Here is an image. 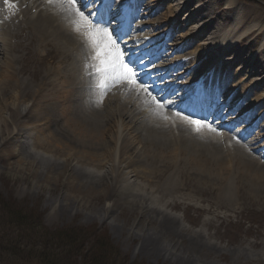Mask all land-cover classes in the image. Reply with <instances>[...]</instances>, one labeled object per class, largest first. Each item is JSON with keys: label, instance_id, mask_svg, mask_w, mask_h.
Here are the masks:
<instances>
[{"label": "rangeland", "instance_id": "374dc122", "mask_svg": "<svg viewBox=\"0 0 264 264\" xmlns=\"http://www.w3.org/2000/svg\"><path fill=\"white\" fill-rule=\"evenodd\" d=\"M236 1L238 2V0ZM243 8H256L260 16L264 17V0H248ZM182 12L186 13L187 10ZM263 22L264 20L261 23ZM27 52L30 63L27 69L23 68L19 72L18 78L20 83H25V89L31 94L37 83L34 80V69L43 70L44 67L36 64L34 59L29 56L30 51L27 50ZM249 53L251 54V51ZM225 64H228L227 61ZM239 67V64H235L232 68ZM12 88L14 87L12 86ZM8 89L11 88L8 87ZM2 94L4 95V93ZM28 103L29 99L26 98L19 111L25 112ZM45 104L49 105L47 112L50 113L54 108L53 104H49L48 101ZM8 116L9 113H5L6 119ZM8 121H14V119H8ZM32 121L33 119L29 118L27 123ZM51 131L56 134L55 130ZM35 132L36 130L26 131V134L20 139V146L16 148L13 155L1 147L3 139L0 135V196L5 203V210L15 209L14 213L19 215L28 214V218L25 220L28 219L35 225L34 228H31L32 225L27 224L24 226V230L23 227L18 226L20 228H15L14 234L6 226L3 230L5 224L0 220V264H45L42 259L50 260L51 264H62L59 260H55L56 256L66 262L63 264H92L93 260L87 262L85 256L88 255L90 258L91 254L95 253H91L92 244L102 233L97 231H107L111 244L116 248V250H111L112 255L109 256L111 259L108 258V264H123L125 257H127L125 264H235L230 262L229 252L231 247L238 243L243 248L252 244L255 246V249H252L253 247L248 249H252L253 252L248 253L249 264H264V261L261 260H264V206L260 207L263 210L260 216L263 226L261 232L257 230L260 228L258 224L254 229L256 232H247L245 236L238 228L233 231L234 225L225 229L221 227L220 230L198 227L204 231L205 235L207 234L209 237L207 242L211 244L205 242L204 244L208 246L202 244L192 248L193 246L189 243L192 240V235L185 233L188 230L193 231L199 221L192 220L191 216L187 214L183 221H179L180 227L185 228L179 232L177 228L168 225L167 219L162 218L164 215H175L168 213V209L164 207L159 208L160 212L154 213L153 206L156 207V205L152 204L153 200L149 198L148 194L140 193V196L144 197V201L137 202L138 207L133 209L120 207L112 212H107L104 209L106 198L101 197L100 194L95 199H87L86 196L79 193L72 196V188L67 183L68 176L71 174L83 178L92 169L90 166H82L79 170H74V167H70L72 163L63 164L57 160L59 156L57 149H55L56 153H53L55 152L54 148L49 149L48 152L33 145L32 141L30 142L26 138ZM44 132V141L55 144V135ZM147 146L149 149L151 148L149 145ZM153 150L155 152V148L151 149V152ZM52 154L57 155L56 160L53 159ZM149 161L150 159H148ZM162 175L163 173H161ZM86 177L88 180L92 179L90 175ZM85 191L86 189H83L84 195ZM94 191L92 196H95L96 188ZM173 192L170 189L166 193V197L163 193L162 200L168 199L170 195L173 196ZM204 193L209 194L207 191ZM211 196L207 200L216 205L220 195L216 192L214 196ZM146 197L149 200H145ZM223 202L225 203L221 197V203ZM3 216L6 215L0 212V218ZM12 220L16 221V217ZM94 224L98 225V229H95V233H91L89 227ZM1 230L9 232V235L2 234ZM23 232L26 233L23 234ZM71 239L80 241L79 249L73 259L65 258V252H69L65 243ZM186 239L188 241L185 243ZM255 252H259V254ZM104 254L106 255V252ZM240 260L242 263L239 264H245V258H240Z\"/></svg>", "mask_w": 264, "mask_h": 264}, {"label": "bare ground", "instance_id": "6f19581e", "mask_svg": "<svg viewBox=\"0 0 264 264\" xmlns=\"http://www.w3.org/2000/svg\"><path fill=\"white\" fill-rule=\"evenodd\" d=\"M29 1L28 3V9L29 11L31 9H36L34 6L38 7L40 5H42L44 3V0H26ZM182 1V0H180ZM204 1V5L199 6L197 8V17H201L203 16V20H211L212 23H217L219 25V27L221 29L218 30L217 33H214L213 36H211V34L209 35V39L206 38L205 34H203V32L200 33H195L190 39H186L185 41H181L183 38H185V36H181L180 40H178V38H174L172 36H170L169 38H167V40H172L174 43L172 44V46H177V47H183L186 48L189 45L194 44L195 46L198 47L199 44H197L199 41H203V42H208L209 44H211L212 42L218 41L219 39V35L223 32L230 34L229 38L231 36H234V38L239 40V44L238 46H231V41L227 42L224 45V49H220L221 52L224 53H236L238 55L237 57V61L241 62V64L248 69L249 71H251V73L255 74L256 76L259 75L260 69H262V63L264 61V46L262 47V49L260 50L258 56L259 58L257 60L253 59L251 56H249L248 58H244L243 57V53H240V51L237 49L239 46H241L246 39L250 38L251 35L249 36V34L247 33V31L244 30V28H251L249 22H256V21H262L264 17L260 16V14L258 13V9L256 8H249V9H243L242 10V16L239 17V19L237 20H229L228 22H226L225 24H223L221 21V17H215V10H210L209 11V6H211V3L215 4L217 7V11L219 13V15H222V13H227L228 16L231 14V11L235 9L236 5L233 3L229 4L223 8V11L218 9V5H217V1L218 0H192L191 3H188L185 7H192V4L198 3ZM46 2V0H45ZM167 4L166 6L168 5ZM33 5V7H31ZM222 5V4H220ZM162 6V5H161ZM40 7H38L37 9H39ZM215 8V7H214ZM237 8V7H236ZM213 9V8H212ZM168 12L170 15H173L175 11L172 10L171 7H168ZM36 16H29L28 15V22H31V25L33 24V22H39L38 25H36V32L38 34V36L40 37V39L42 40V44L43 46H47L48 42H54L57 44V48L59 50H61L59 53H57L56 51H54L53 49H51V55H53V57H57L60 56L62 53H64L65 56L70 55L72 63L70 64V69L66 70L65 74L69 75L71 77L74 78V76L76 75V71H75V67H77V63L75 62L74 58H72L71 55L75 54L79 57V59L82 57V55L84 53H87L88 50L90 49L85 43H80L81 40V36L77 35L71 27V24L69 25V27L71 28L70 32H69V37L66 39L65 36V32H59L60 29L64 28V23L61 21V19H64L65 16L67 17L68 21H71V18H69L67 15L63 14L62 16L58 17L57 15L54 17V20L52 22V26L50 21H48L49 17L45 16L46 13H44V11H37ZM27 16V14H26ZM43 20V21H42ZM192 21V18L189 20V22ZM217 24H213L212 26H210V29L207 31L210 32L212 29L211 28H216ZM252 24V23H251ZM257 28V27H256ZM184 30L186 32H191L194 31L195 29H192V27H188L185 26ZM205 33H206V28H205ZM53 37L59 41H62L61 44H58L57 42H55L53 40ZM178 40L177 43H175ZM187 43V44H186ZM68 45V46H67ZM49 46H50V42H49ZM9 47V43H5L3 41H0V55L1 58L5 59V61H1L0 60V135L2 136L3 142L1 144V147H3L4 150H7L8 152L12 153L15 151V149L17 147L20 146L19 143V138L22 137L23 132L26 130L27 128V121L29 120V117L26 116V114L22 115L19 112V106H20V99L24 96V92L22 90V85H16L14 78L16 77V75L14 74V72L12 71L9 62L6 63V61L9 59V53H7V48ZM202 47L204 49H211V47L207 44H202ZM197 52V51H195ZM195 52H191L190 55L195 56ZM212 50L210 51H206L203 52L201 54H199L198 56L196 55L194 58L192 59H186V64L187 63H195L197 66V63L199 62V60L201 59H206L208 58V56L210 54H212ZM91 54L92 56V52L91 50H89L88 54ZM75 66V67H74ZM183 66V65H182ZM180 67V66H178ZM263 73V71H262ZM261 74V73H260ZM231 77V75H230ZM211 80V79H210ZM234 81V80H233ZM231 80V82H233ZM47 85H51L50 82H47ZM12 86L14 87L13 90ZM237 85H233L230 89L227 91V96L228 95H235V93H241V91H237V89H235ZM262 86L263 88L259 91V95H263L264 94V78H262ZM8 87H10L11 89H8ZM160 89V88H158ZM39 86H37L36 88V93L33 95V101L35 102L32 105L33 108V114L32 117H36V120L39 121L41 119V114H40V109L41 106L39 107L38 104H36V102L41 101V96L39 95ZM81 91H84L82 89V87H80L79 89L75 88L74 93H80ZM224 91V89L222 90ZM255 89H249L247 94H251L254 93ZM4 93V95L2 94ZM39 95V97H38ZM34 97H36L37 99H35ZM233 98V97H232ZM254 101L252 102V104L248 107H246L244 109L245 111V116L250 118H253L254 114L256 113V111L263 108L262 106V102L259 104H255L258 103L260 101H258V99L255 100H251ZM238 104L237 99L235 101H233L232 106H236ZM126 106H130L129 103L125 102ZM82 113L80 115H75V116H70L69 114H64L63 117L61 116L60 119L61 123L57 124V130L59 132H62L61 127H59L64 121L66 122V124L68 125H74L76 126V128H74L73 130L69 131L67 136V139H63L61 138V140H57L56 141V145L50 148H54V151L56 153V150L58 151V158H62L63 162H71V161H75L72 163H78L80 164V167L82 168V166H90L93 170H95L94 168H98L95 166V163H103L104 159L101 156V154L99 153V148L98 145L94 143L93 139L97 137L98 135V126H97V113L95 112V106L92 103L91 105H89V102H86L85 104L82 105ZM5 113H9L8 119H14V121H8V119H6L4 117ZM4 114V115H3ZM261 113H259L257 115V117L260 115ZM264 115H261L258 118V121H256L260 127L261 130L260 132H262V135H259L260 138H264V120L263 119ZM256 117V119H257ZM26 119V121H24ZM23 120V123H22ZM132 120V117L131 119ZM139 118H136V121H138ZM135 121V122H136ZM135 122H131V123H135ZM14 124V125H13ZM220 125V123H217ZM186 128L190 127V125L185 124ZM9 127V129H8ZM13 127H15V129H13ZM47 127V126H46ZM140 127H144V124H142ZM11 130H15V134H11L10 131ZM135 131H138V129H136ZM188 131V128H187ZM185 132V131H184ZM196 134V133H194ZM193 134V135H194ZM132 135V131H129L126 133V135L124 136L125 138V142L122 144V149H124L123 154H125L127 151H129L130 147L135 146L139 143H141V140L139 138H136L131 136ZM192 134L188 135L186 132L183 135V138L181 140V147H182V153L184 154V162L186 163H196L195 168L197 170H203V166L207 163H210L212 160L213 163H217L215 161L218 160L217 156H215L214 154H210L211 151L207 152V150L205 149V145L203 142H201L199 139H196ZM77 136V137H76ZM76 139V142L69 144V145H65V141L66 140H71V139ZM16 140V141H14ZM64 141V142H63ZM133 148V147H132ZM143 148V146H142ZM145 148H149L147 145L144 146V148L141 150L140 153H138L137 155H134L130 158V163H127L128 167L123 166V168H121L122 162H123V158L120 161H115L112 160V153L109 154V161L104 162V163H112V165L114 163H121V164H117L120 165L118 166V169H114V173L112 174H108V178L107 180H102V181H98V178L95 177L92 173H90V177L92 176V179L88 180V177H79L76 175H69L68 179H67V183L68 185L72 188L71 190V194L72 196H74L73 194H81L82 196H86L87 199H95L97 198L98 194L100 193L103 197L106 198V201L108 202V206L106 207V211L107 212H112L113 210H116L120 207L123 208H135L136 206L138 207L137 202H143L144 201V197L140 196V192L144 191L147 192L149 195V198L151 200H153V196L155 193H160L161 198H163V193L166 189H168L169 187L166 186L165 184H158L155 185L153 183L154 180L158 179L159 173L155 172L153 169H149L147 166L143 165L142 162H144V160L146 159L147 153H145ZM230 150V148L228 147V151ZM181 152V149H179V151H176L177 155L179 156ZM207 152V154H206ZM204 153V154H203ZM217 154V153H216ZM218 155V154H217ZM101 157V158H100ZM121 158V156H120ZM211 160V161H210ZM22 161H24L22 159ZM234 161L235 164L237 165L236 168L238 167V174L235 176V178L238 181H234V184L236 185L237 188V193L239 194L238 197L240 200H242L243 198V192L245 191V193L247 194L248 190L253 189L254 192H256L257 194H259L261 197H264V163L259 164L257 161H255L253 158L249 157L248 155L245 154V151L243 150V148L238 147V150H236V153L234 155ZM23 163V162H22ZM199 163H203L199 164ZM133 165V166H132ZM94 167V168H93ZM129 168H132L131 172H125V170H128ZM207 172L210 174V169L205 166ZM43 173V172H42ZM94 173V172H93ZM133 174L134 178L139 179L141 181L137 182V181H131V184H129L128 186V181L126 179V176L129 174ZM205 173V172H202ZM193 176H198L201 178V175L199 173H192ZM106 177H104L105 179ZM131 185V186H130ZM230 185L231 183H227L225 185V190L226 191H230ZM185 186H189L190 188L193 189V186H190V183L187 182L185 184ZM96 188V194L95 196H92L94 194V189ZM190 188L185 189V196H178L177 199L178 200H182V198H185L186 200L189 201V203L193 202V198H192V191L190 192ZM83 189H86V194L84 195ZM80 196V195H77ZM85 198V197H84ZM83 198V200H84ZM134 198V200L132 201V199ZM145 200H149L147 197L145 198ZM165 200V199H164ZM164 200H161L160 202H155L153 200L152 204H155V206H153L154 209V213H158V210L160 206H167L168 202H164ZM150 202V201H149ZM111 203V204H110ZM162 203H164V205H161ZM169 206V205H168ZM147 207V206H146ZM160 212V211H159ZM167 223L170 227H175L177 228V230H183L185 229L183 226L180 227V222L177 218L175 217H167ZM203 225H209L208 221H205L203 223ZM185 231V230H184ZM178 232V233H179ZM185 234H189L192 235V240L190 243L191 246H193L192 248H196L199 245L204 244L205 242H207L209 240V238H205L204 235L202 233H197V232H190L187 231ZM190 237H188V239H191ZM188 239L185 240V243L188 241ZM198 243V244H197ZM210 244V243H209ZM262 244V243H261ZM204 246H208L205 245ZM249 247H253L252 249H255V246L252 244L251 246H247V247H242L240 243L236 244L235 246L231 247V250L229 252V256L231 257V263H235V264H239L242 263L240 258H245L246 263L249 264L248 259H249V254L248 253H253L252 249L248 250ZM194 250V249H192ZM256 254H259V252H255ZM263 258V257H260ZM262 261H264L263 259H261Z\"/></svg>", "mask_w": 264, "mask_h": 264}, {"label": "snow or ice", "instance_id": "6c2138e0", "mask_svg": "<svg viewBox=\"0 0 264 264\" xmlns=\"http://www.w3.org/2000/svg\"><path fill=\"white\" fill-rule=\"evenodd\" d=\"M49 2L51 3L52 0ZM5 4H8V0H5ZM59 7L71 18L72 30L82 37L92 52L95 73L99 78L98 87L102 89L101 95L115 86L127 85L135 90L137 95L143 93L150 97V110L158 117L167 120L168 117L163 113L168 109L171 101L163 102L158 99V96L151 91L155 85L150 83V79L149 81L143 79L141 71L137 68V65H144L145 59L151 63L152 54L140 52L126 57L119 44L117 29L126 33L131 28V23L140 7L137 0H89L88 3H84L83 0H60ZM242 104L243 101L238 102L231 108L229 114L235 116ZM184 105L190 112H203L213 107L220 111H228L215 75L210 83H202L198 88H193L185 97ZM174 115L192 126L197 133L206 129L209 133L220 135L218 128L214 127L207 118L194 119L189 115H183L182 112H175ZM240 124H243V119L236 124V127L239 128ZM232 139L240 143L236 136Z\"/></svg>", "mask_w": 264, "mask_h": 264}, {"label": "trees", "instance_id": "16d2710c", "mask_svg": "<svg viewBox=\"0 0 264 264\" xmlns=\"http://www.w3.org/2000/svg\"><path fill=\"white\" fill-rule=\"evenodd\" d=\"M17 218H19V217H17ZM78 243H80V241L77 239H71V240H68L66 242V244H69L70 249L77 248ZM103 252H105V251H99V253L95 252V254H93L92 257H90V260L91 259L93 260L92 264H108L109 263V259H108L109 256H106ZM66 256H68L69 258L71 257V255H67V254H66Z\"/></svg>", "mask_w": 264, "mask_h": 264}]
</instances>
